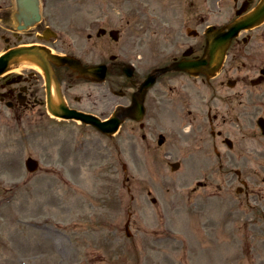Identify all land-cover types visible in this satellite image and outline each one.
<instances>
[{
    "label": "rangeland",
    "instance_id": "obj_1",
    "mask_svg": "<svg viewBox=\"0 0 264 264\" xmlns=\"http://www.w3.org/2000/svg\"><path fill=\"white\" fill-rule=\"evenodd\" d=\"M194 1L200 6L191 13L189 0H46L44 15L63 30L53 48L88 59L86 32L109 10V26L122 28L111 48L141 57L144 71L190 42L203 44L206 24L234 14L232 0L221 7ZM191 15L204 22H188ZM189 26L197 37L186 35ZM249 34L241 55L229 52L210 82L182 80L191 102L161 109L156 130L146 128L148 140L129 120L107 136L53 118L41 103L19 114L0 102V264H264V135L256 124L264 116V82L242 81L264 68V25ZM58 75L72 105L102 117L129 101L121 77L95 84ZM120 88L124 96L112 93ZM209 109L232 149L211 135ZM157 133L165 135L161 146ZM27 156L40 161L38 171H26ZM169 160L179 161L177 170ZM236 169L247 182L241 193Z\"/></svg>",
    "mask_w": 264,
    "mask_h": 264
},
{
    "label": "flooded vegetation",
    "instance_id": "obj_2",
    "mask_svg": "<svg viewBox=\"0 0 264 264\" xmlns=\"http://www.w3.org/2000/svg\"><path fill=\"white\" fill-rule=\"evenodd\" d=\"M209 1L212 4L218 2V0ZM240 1L242 4L244 3L245 5L250 7L255 0ZM232 5L237 6V0L234 1ZM108 8H110V6ZM188 9L191 11L197 10L196 3H194L193 0H190ZM15 11L16 5L14 0H0V39L3 42V48L1 49V52H4L12 47L21 46L42 45L52 48L54 46V43L58 41L59 36L63 33V30L60 29V24H56V19H52L51 17L47 18L46 16L44 17L43 14V18L40 20V22L29 24L26 28L21 29L19 27H21L20 25H23L24 22L21 21L19 23L15 21L13 17ZM107 11L108 10L104 11V13L101 12L98 17L94 18L93 22L90 24L89 31L86 32V37L89 42H91V44L90 47L85 49L84 51L85 54L93 53V56L88 59H84V56L81 57L83 60L87 61L89 65L102 63V55L107 56L108 54H114L115 51L111 48V42H113V39L111 38L109 33H112V36L116 37V40H119L121 36L120 28L110 27L109 29H107V26L110 25V21H108L110 16L108 15ZM193 19V16L189 17V21H193ZM52 27H55L58 31V34H56L55 36L53 31H51ZM111 29L114 30L111 32ZM93 33L95 35H93ZM119 48L122 49L121 46H119ZM96 53L98 54L97 60L95 57ZM238 54H241V52H238ZM113 56L114 57L107 65V72L120 73L125 63L119 62L118 59H123L125 55L117 53ZM174 58L179 57L177 55H172L171 60ZM65 70L71 75H76V72L72 70ZM139 76L140 75L138 74V70L134 68L133 78L131 81H137L139 79ZM181 78H184V80L186 81H195L194 78L184 72H171L169 74H164L158 78V86H160L159 95L155 96L153 94L149 99H147V97L145 99V121H148L150 119L157 120V113L160 112L161 109L165 110L167 108L173 109L175 107H182L191 102V94L189 93V91L187 90L184 92L182 90ZM87 80L91 81L89 77H87ZM44 92L45 87L42 83V78L39 75L37 69L30 64H18L15 69L11 70L9 73L0 78V102L3 103L4 106H6L11 111L17 112L19 114L25 113L26 111H33V109L37 105H39L40 103L43 104ZM40 93L41 95H39ZM157 98H159L161 104H156L158 102ZM216 117V114L211 115V111L209 109L208 118L210 119L209 122L212 125L213 120L216 119ZM132 122L137 124L134 121ZM146 124H144L143 129L146 127ZM149 128L152 129V131L154 130L152 126H150ZM212 131L214 132V130Z\"/></svg>",
    "mask_w": 264,
    "mask_h": 264
},
{
    "label": "water",
    "instance_id": "obj_3",
    "mask_svg": "<svg viewBox=\"0 0 264 264\" xmlns=\"http://www.w3.org/2000/svg\"><path fill=\"white\" fill-rule=\"evenodd\" d=\"M17 3L18 11L21 15H30L32 18L38 19V0H17ZM241 11L242 10H238L237 14H239ZM263 20L264 0H261L253 10H251L247 14L236 18L229 24L222 27H207L205 31V47L202 56L197 57L195 59H181L173 62L168 66L157 69L155 73H151L141 84L140 90L136 93V98H133V107L139 111L138 115L136 116V119H140L143 114L142 102L144 92L145 89L155 81L156 75L162 74L169 70H187L190 74L193 75L204 73L207 78L214 75L222 64L226 49L231 39L237 36L241 30L256 26L260 24ZM22 51L23 50L19 48L13 49L0 57V74L6 71L11 63H14L16 61L17 56L20 55ZM35 53L37 54V56L36 58H34V62H36L42 68L45 75L48 90L50 88L52 79L55 80V75L46 63L47 57H50L51 60L58 65H68L69 67L74 68L79 72L80 75L92 74L97 80H103L105 77V65L84 67L79 62V60H77L73 56H65L51 53L47 54L43 50H37ZM47 102L48 109L52 114L65 118L80 119L83 122L91 123L100 131L107 134L114 133L118 129L120 122L129 113L128 108H123V110H121L120 112L114 113V115L108 120L102 121L97 116L80 112L77 110L68 109L63 104L55 105L51 102L49 96ZM258 123L264 132V124L261 118L258 120ZM27 165L30 169H34L36 166V162L31 159H28Z\"/></svg>",
    "mask_w": 264,
    "mask_h": 264
}]
</instances>
